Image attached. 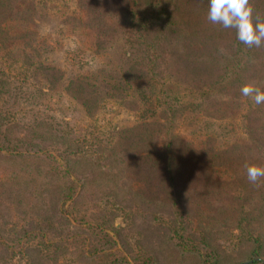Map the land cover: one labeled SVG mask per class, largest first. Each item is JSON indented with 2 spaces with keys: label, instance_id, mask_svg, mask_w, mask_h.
<instances>
[{
  "label": "trees",
  "instance_id": "obj_1",
  "mask_svg": "<svg viewBox=\"0 0 264 264\" xmlns=\"http://www.w3.org/2000/svg\"><path fill=\"white\" fill-rule=\"evenodd\" d=\"M55 1L32 0L31 4H26L24 0H0V49L6 48L11 39L15 40L14 46L18 39L23 40L19 53L21 59H14L18 67L14 69L13 63L11 68L0 67V97L5 93L15 99V92L20 91L22 105L30 107L27 111H15L14 101L11 106L0 105V166L17 168V172L12 173L5 169L2 172L4 178L0 180V264H180L187 260L195 264H226L218 249L205 237L201 239V244L195 243L194 239L188 243L185 240L171 241L178 230L165 226L162 220L154 221L144 230L158 237L163 235V241L138 239L135 250L129 249L130 255L119 251L107 252L90 241L77 247L75 244L81 239L87 241L89 235H93L90 238L99 236L101 227L99 221L88 213L79 218L75 214L76 205L84 203L83 191H73L71 185L62 190L56 185L53 190L47 188L45 195H39L36 193L38 181L31 177L38 173L48 176L51 172L59 174L61 171L62 177H68L69 160L66 159L64 164L54 153L65 158L69 153L84 159L85 155L90 156V148L95 145L94 135L91 132L84 138L74 135L75 124L53 113L37 115L40 111L38 93L49 95L51 110L62 111L61 106L54 108V104L67 102L69 106L80 104L90 112L98 96L97 87L104 84L107 97H142L148 101L152 114L160 112V118L165 115L169 122L175 123L179 111L177 107L187 103L175 106L168 101L170 85L178 82L185 89L184 95L200 101L198 106L208 100L209 104L219 102L224 105L223 87L235 85L240 90L250 83L248 71L258 63L260 71H264V45L249 48L236 38L235 29H224L210 23L207 20L208 0H75L79 2L78 10H74L71 16L62 17L54 35L69 37V34L88 32L91 44L89 41L90 47L87 45L83 49L78 40L73 39L72 46L81 51L66 47L65 54L59 55L55 52L58 41L52 36L46 40L38 29L32 28L37 6L45 12L48 4ZM250 3L254 17L259 15L264 18V0H250ZM198 17H203L209 24L210 33H203ZM9 20L15 24H8ZM114 22L121 26L114 27ZM30 30L34 32L30 33ZM112 41L121 47L116 63L110 61L115 65L107 68L102 66V61L96 64L97 55H101L98 47H105ZM208 47L212 59L203 57L198 61V58L191 57V52L211 56ZM26 48L33 52L32 55ZM209 61L214 67V73L210 75L203 66ZM27 63L34 68L25 69ZM66 67H80L85 71L73 74ZM27 70H31L29 75ZM35 72H42L47 91L38 87L35 92L30 89L31 86L19 88L22 87L19 85L21 77H35ZM253 85L264 90L262 73L258 83ZM218 91L220 95H215ZM240 100L241 104L247 103L248 108L241 126L247 136L246 144L238 147L232 146L237 143H232L230 147L217 148L208 155L196 148L185 151V148L178 147L183 142L193 143L194 136L177 133L169 134L163 145L155 144L143 152L150 160L148 166H154L170 187H178L183 177H204L199 186L189 184L190 179L184 183L180 198L189 204L201 201L207 188L216 189L212 184L217 180L205 178L209 174L213 176L212 169L215 172L216 164L226 167L222 172L226 177H232L231 184L238 183L239 188H246L240 185L242 179L247 178L246 166H264V104H255L251 97H244L241 92ZM189 102L198 108L193 100ZM35 106L37 109L31 114L30 110ZM144 118L147 119L142 126L161 124L151 121V117ZM86 139L89 143L83 149L82 141ZM45 159L48 161L45 162ZM37 163L38 166H35ZM21 165L25 167L21 168ZM41 165L48 170L44 172L40 169ZM33 167L37 169L31 172ZM145 169L143 164L137 167L138 181H142ZM59 189L62 191L58 192ZM135 191L141 197L146 194L145 200L149 197L150 202L158 205L159 193L151 188V184L145 188L141 183ZM255 196H238L236 213L247 215L249 209L256 211L253 203ZM227 197L230 198L231 194H220L216 196V202L223 205ZM70 216L88 223L86 231H83L86 237L76 232L58 231L54 224H71ZM103 237L112 242L108 235ZM99 240L104 239L100 236ZM254 241L257 247L250 256L234 264H264L257 250L261 244L260 236ZM66 254L72 257H63Z\"/></svg>",
  "mask_w": 264,
  "mask_h": 264
},
{
  "label": "rangeland",
  "instance_id": "obj_2",
  "mask_svg": "<svg viewBox=\"0 0 264 264\" xmlns=\"http://www.w3.org/2000/svg\"><path fill=\"white\" fill-rule=\"evenodd\" d=\"M24 2L31 4L32 0H24ZM77 4L79 2L75 0H57L48 4V9L45 12L37 6V16L32 28L38 29L40 34L47 38L46 40L50 36L57 40L59 44H57L55 52L59 55L65 54L66 47L81 51L72 46L73 39L78 40L83 49L87 45L90 47L91 40L88 32L82 31V33L69 34V37L54 35V29L60 26L62 17L71 16L74 10H78ZM9 17L12 18L13 15L10 14ZM198 21H200L203 33H210L209 24L205 19L198 17ZM8 24H15V22L9 20ZM113 26L120 27L121 24L114 22ZM65 31L69 30L66 29ZM33 32L30 30V33ZM12 34L14 35V33ZM14 43L15 40L11 39L6 48L0 49V67L2 66L4 69L6 66L11 68V63H13L14 69L18 67V64H14V59H21L19 53L22 49L20 47L23 40L18 39L15 46ZM51 44H54V41L51 40ZM120 48L113 41L105 47H98L97 50L100 51L101 55H97L96 64L99 65L102 61V66L106 65L107 68H112L115 64L110 63V61L116 63ZM26 49L32 55L33 52L28 48ZM208 52L211 56L207 57L205 54L191 52V57L198 58V61L203 57L212 59L210 47H208ZM203 66H206L205 71L209 75L214 73L211 61ZM27 67L30 69L33 66L27 63L25 69ZM66 68L73 74L85 71L80 67ZM88 69H86V72ZM27 73L29 75L31 70H27ZM261 73L264 75V71L261 72L259 69V63L252 66L248 71V81L257 84ZM34 74L35 77L27 79L21 77L19 85H22V87L19 86V88L25 89L31 86L30 89L35 92L39 89L47 91L42 72H38V74L35 72ZM170 87L171 96L168 101L171 104L177 106L178 104L187 103L185 106L177 107L179 111L176 113L177 122L175 123L169 122L165 115L164 118H160V112L152 114L149 110L148 101H145L142 97L132 96L133 98L130 99L107 97V87L104 84L97 87L98 96L95 103L92 104L94 108L90 112L80 104L69 106L67 102L54 104V108L61 106L62 111L51 110L49 95L46 96V92L38 93L40 111L37 112V115H50V113H53L59 118L70 120L75 124L74 135H80L81 138H84L88 137L91 132L94 135L95 145L90 148V156L85 155L84 159L69 153L66 154V158L54 153L60 162L64 164L69 160L67 166L69 176L62 177V171L59 174L51 172L48 176L45 173L42 175L38 173L37 176L31 177V179L38 181L36 193L45 195L48 191L47 188L53 190L56 185L61 186L62 190L68 189L71 185L73 191H83L84 203H78L74 212L78 215V218L88 213L87 215H91V218H96L99 221L101 227H99V236L90 238L93 235H89L90 237L86 238L87 241L81 239L76 243L77 247H81L90 241L98 248L103 247L107 252L119 251L123 255H128L129 249L135 250L136 240L138 239L144 238L146 242L150 240L163 241V235L158 237L157 234L144 230L154 221L162 220L166 223L165 226L178 230L171 241L175 243V241L185 240L188 243L194 239L195 243L201 244L203 242L201 239L205 237L218 249V253L226 264H234L249 257L253 249L257 247L254 239L259 235L261 244L257 250L260 257L264 259V177L259 178L255 184L250 183L248 178H243L240 185L246 188H239L238 183L231 184V181L234 180L232 177H226L222 172L226 167L216 164L215 172L212 169L213 176L210 177L209 174L208 177H205L207 180L209 178L217 180L212 184L216 186V189L209 190L207 188L201 201L189 204L187 200L180 198L183 194L182 187L184 183L190 179L189 184L196 183L199 186L204 177H183L178 187L177 185L176 187H170V183L166 181L163 175L161 176L155 171L154 166H148L150 160L143 154L144 151H148L155 144L163 145L169 134L177 133L184 134L187 137L194 136L193 143L183 142L178 144V147L185 148V151L196 148L208 155H211V151H215L217 148H228L230 147L229 144L232 143H237L232 146L238 147L246 144L247 136L241 126L243 115L248 108L247 103L241 104L240 90L235 85L223 87L222 92L228 93L227 96L224 97L225 94L222 96L224 105H220L219 102L209 104L208 100L203 101L198 106L200 101L194 99L193 96L184 95L185 89L178 82L175 85H170ZM15 95L14 99L3 93L0 97V105L11 106L12 101H14L15 111L22 109L27 111L30 107L22 105V93L17 91ZM215 95H220V91ZM190 100H193L198 108L188 104ZM227 102H230V104L227 105ZM146 107L147 111H145ZM150 108H152V105ZM31 109L30 113L32 114L37 106ZM144 117H151V121H158L161 124L159 126H142L145 119H147ZM87 126L89 127L87 128ZM82 142V148L86 149L89 139ZM47 161L48 159H45V162ZM141 164L146 169L143 176H141L143 177L142 181H138L136 179L137 167ZM35 166H38V163ZM20 167L24 168L25 166L21 165ZM5 169H8L11 173L17 172L16 167L2 165V167L0 166V180L4 178L2 172ZM36 169V167H33L31 172ZM40 169L44 172L48 170L44 166ZM140 182L145 188L151 184V188L157 190V193H159L158 205L150 202L149 197L145 200L146 194L141 197L136 193L135 189L141 187ZM229 185L231 188H227ZM166 188L168 189L166 190ZM62 190L59 189L58 192ZM219 193L221 195H224V193L231 194V197H227L222 205L216 202V196H220ZM248 194L256 195L253 200L256 211L249 209L247 215H244L243 212L236 213L238 196L245 197ZM67 212L69 211L67 210ZM70 219L71 224L66 226L64 224L54 225L59 232H76L82 237H86L87 234L83 231L88 223H85V220H74L72 216H70ZM79 225H81V228L78 231L77 227ZM142 232L145 234L141 235ZM104 235H108L112 242L104 238ZM100 236L104 239L101 242L99 240ZM63 257L72 256L66 254ZM180 264L195 263L192 260H187V262Z\"/></svg>",
  "mask_w": 264,
  "mask_h": 264
},
{
  "label": "clouds",
  "instance_id": "obj_3",
  "mask_svg": "<svg viewBox=\"0 0 264 264\" xmlns=\"http://www.w3.org/2000/svg\"><path fill=\"white\" fill-rule=\"evenodd\" d=\"M207 20L224 29H235L236 38L249 48L264 45V18L254 17L250 0H208ZM240 92L244 97H251L255 104H264V90L252 83L242 86ZM246 170L252 184L264 177V166L253 164L246 166Z\"/></svg>",
  "mask_w": 264,
  "mask_h": 264
}]
</instances>
